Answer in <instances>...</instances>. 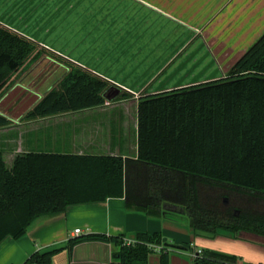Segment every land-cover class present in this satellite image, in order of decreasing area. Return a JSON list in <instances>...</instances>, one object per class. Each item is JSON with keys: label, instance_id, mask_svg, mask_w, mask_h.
<instances>
[{"label": "trees", "instance_id": "obj_1", "mask_svg": "<svg viewBox=\"0 0 264 264\" xmlns=\"http://www.w3.org/2000/svg\"><path fill=\"white\" fill-rule=\"evenodd\" d=\"M43 53L0 24V94ZM59 61L65 73L23 120L108 102L114 84L70 60ZM118 91L113 100L132 97ZM11 123L0 112V128ZM108 199H122L127 212L185 219L181 223L197 236L242 231L264 238V33L223 76L140 96L135 157L27 152L7 164L0 149V244L21 238L39 217ZM87 242L115 246L111 256L120 264H149L153 254L158 264H170L173 250L160 233L142 231L79 234L66 248L70 253ZM186 247L191 264H240L235 255ZM60 250L36 251L21 264H51Z\"/></svg>", "mask_w": 264, "mask_h": 264}, {"label": "crops", "instance_id": "obj_2", "mask_svg": "<svg viewBox=\"0 0 264 264\" xmlns=\"http://www.w3.org/2000/svg\"><path fill=\"white\" fill-rule=\"evenodd\" d=\"M123 1L115 2L113 0L114 10H121ZM144 1L162 14L158 16L155 12L145 13L143 19L134 24V28H143V31L138 35H143L141 42L147 43L144 47L148 46L137 52L136 58L139 55L140 58L136 64L129 65L124 62L123 67L114 68V63L108 64L111 59L115 61L114 57L111 55L105 57L100 52H95L98 56L92 58H87L82 54L79 57H68L70 61H74L114 84L115 89L122 88L131 92L132 97L113 100L107 95L108 102L102 106L23 120V115L56 84L65 73L66 68L59 62L50 60L43 68L40 67L38 72L29 73V76L27 74L26 80H21V83L17 84L15 79L22 71L18 72L11 84L0 94V96L3 95L12 85L0 100L5 104V108H11L4 110L0 107V112L12 120L10 125L0 128V131L6 132L3 138L8 140V143L12 138L10 131H13L15 140L7 150L12 155L7 160V164H10L15 154L27 152L135 157L137 155L138 99L133 92L137 90L166 91L195 84L192 81H197L196 74L193 77L188 76L185 80L178 79L177 76L183 74L182 69L177 65L168 70L163 69L167 67L165 65H167L166 58L168 57L166 46L163 43H176L183 38L180 33L176 35L180 36V39L166 41L168 31L163 30V27L182 26L178 21H183L188 26L208 25L209 36L219 37L220 40L219 38L216 40L220 42H226L227 39V44H231L227 48H231L232 52L227 57L234 55L236 56L235 61L264 33V0ZM115 3H117L116 8ZM130 3L129 1L127 7L122 10L129 11V8L135 4ZM144 8L146 7L142 9ZM129 21L130 19L127 18L128 25ZM117 22H110V25ZM133 33L134 36V30ZM197 49L198 46L192 48L191 51ZM133 56L135 57V54ZM149 59L152 60L149 62L150 65L154 63L151 67L148 63H144ZM48 64H51V71L48 70L50 72L44 76L43 72L48 68ZM102 65L113 68L104 72ZM169 75L174 78L168 79ZM167 82L174 85L168 87ZM21 84L27 86L24 89L26 88L28 91L25 96L19 99L15 97L14 92L18 89L22 91ZM31 86L34 87V90L29 88ZM42 86L44 90H40ZM10 93L12 96L8 97L11 95ZM20 94L22 95L23 91ZM24 102H26L25 105ZM23 105L24 107H22ZM20 107L22 109L15 115L14 111L19 110ZM5 150L4 154L7 153ZM76 228L80 229V234L117 235L131 234L137 231L158 232L165 243L179 245L188 243L190 247H195L197 250L209 249L235 255L240 259V264L242 262L264 264V238L261 236L242 231L234 235L220 233L213 238L197 236L183 223L163 218H152L137 212H127L123 208L122 199H108L99 203L70 206L62 214L37 218L21 238L18 240L7 238L0 244V264H20L36 251L44 252L59 248L61 250L53 255L51 264H120L117 259L112 258L111 253L117 248L110 244L81 243L69 253L66 244L69 238L74 237L72 232ZM190 256L188 249L186 251L171 250L170 264H191ZM149 264H158L157 254L149 257Z\"/></svg>", "mask_w": 264, "mask_h": 264}, {"label": "rangeland", "instance_id": "obj_3", "mask_svg": "<svg viewBox=\"0 0 264 264\" xmlns=\"http://www.w3.org/2000/svg\"><path fill=\"white\" fill-rule=\"evenodd\" d=\"M117 1L115 0V2ZM129 1L132 5L135 3L133 7H130L129 11L122 10L127 7L126 5ZM112 2L113 0H0V24L34 41L45 52L38 61L26 65L15 79L17 84L21 83V80H26L27 74L29 76V73L38 72L40 67L43 68L50 60H55V62L63 65L59 61L60 59L69 60L68 57H79L80 54L87 58L98 56L95 52H100L105 57L111 55L115 61L111 59L112 61H108V64L110 62L114 63V68L123 67L124 62L126 64L129 63V65L136 64L140 58V55L136 58L137 52L148 46L144 47L147 43L141 42L143 35H138L139 32L143 31V28H134V24L142 20L145 13L155 12L158 16L162 13L144 0H124L121 10H114ZM116 6L117 3H115V8ZM143 7L147 9H142ZM127 18L130 19L129 25L126 23ZM110 22L117 23L110 25ZM178 23L182 24V26L163 27V30L168 31L166 41L176 38L180 39L181 37L176 36L177 34L182 33L183 35L182 40L176 43H163L166 46V54L168 56L166 58L167 65H165L167 67L163 69L168 70L172 66L177 65L182 69L183 74L182 76L178 75V79L183 78L185 80L188 76L193 77L196 74L198 82L210 81L223 76L236 57L233 54L232 57H227L232 52L231 48H227L231 45L230 43L227 44V39L226 42H220L216 40L219 37L209 36L207 33L208 25L188 26L183 21H178ZM133 30L135 32L134 36ZM197 46L198 49L196 51H191L192 48L194 49ZM134 54L135 57L133 56ZM131 57L136 58L134 62V58L132 59ZM149 62H152V60H145L144 63H148L151 67L154 63L150 65ZM36 66L37 69H35ZM99 67L101 68V66ZM113 67L103 66V71L106 72ZM50 69L51 64H48V68L43 72L44 76L51 71ZM170 78L172 80L174 76L169 75L168 79ZM197 81L192 82L197 83ZM171 84L167 82L168 87L174 85ZM47 85H44V87H47ZM33 86L29 88L34 90ZM24 87L27 88V86L21 84L23 94L21 95L22 91L18 89V91L14 92L15 97L20 99V97L26 95L28 89H24ZM44 87L42 86L40 90H44ZM119 93L115 87H112L107 95L113 97ZM128 93L131 94V92ZM151 93L156 92L151 90L133 92L136 99ZM4 94L0 96V100ZM10 94L8 97L12 96V93ZM25 104L26 102H24ZM0 107L4 110L11 109L5 108V104L1 102ZM22 107L19 110L16 109L14 114H18ZM5 135L6 132L1 130L0 149L2 151L5 149L7 151L11 147L9 145H13L15 142L13 131H10V135H12L10 143L3 138ZM10 154L11 152L9 151L5 154L3 152L6 162L12 157ZM236 212L237 210H235ZM181 222L186 223V220L181 219ZM182 245L189 246L188 243Z\"/></svg>", "mask_w": 264, "mask_h": 264}, {"label": "water", "instance_id": "obj_4", "mask_svg": "<svg viewBox=\"0 0 264 264\" xmlns=\"http://www.w3.org/2000/svg\"><path fill=\"white\" fill-rule=\"evenodd\" d=\"M165 246H168L169 248H171L173 250H178V251H186L188 249L186 246L168 243V242L165 243Z\"/></svg>", "mask_w": 264, "mask_h": 264}, {"label": "built area", "instance_id": "obj_5", "mask_svg": "<svg viewBox=\"0 0 264 264\" xmlns=\"http://www.w3.org/2000/svg\"><path fill=\"white\" fill-rule=\"evenodd\" d=\"M72 233H73L72 236H77V235H79L81 233V231H80V229L76 228V229L73 230ZM126 243L127 244H131L132 243V239H126Z\"/></svg>", "mask_w": 264, "mask_h": 264}]
</instances>
